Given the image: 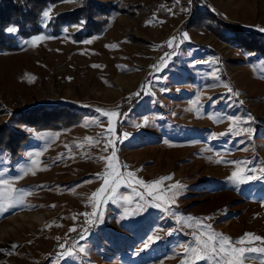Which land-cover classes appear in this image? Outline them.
Masks as SVG:
<instances>
[{
	"label": "rangeland",
	"instance_id": "obj_1",
	"mask_svg": "<svg viewBox=\"0 0 264 264\" xmlns=\"http://www.w3.org/2000/svg\"><path fill=\"white\" fill-rule=\"evenodd\" d=\"M135 1L149 6L112 15L82 42L72 40L81 26L67 24L0 52V128L30 135L16 158L0 149V264H191L197 235L237 247L245 233L264 237V58L181 28L204 10L264 40V0ZM75 6L49 5L40 28ZM37 105L84 119L38 133L9 122ZM237 169L257 178L236 183ZM105 179L116 181L114 198L93 197ZM78 222L86 233L70 243ZM251 255L245 264H259Z\"/></svg>",
	"mask_w": 264,
	"mask_h": 264
},
{
	"label": "trees",
	"instance_id": "obj_2",
	"mask_svg": "<svg viewBox=\"0 0 264 264\" xmlns=\"http://www.w3.org/2000/svg\"><path fill=\"white\" fill-rule=\"evenodd\" d=\"M61 1L64 0H0V52L18 51V39L31 38L43 32L57 36L67 24L81 26V30L72 36V40L82 42L100 34L112 15L132 17L141 13V6H149L135 0H76V6L72 10L58 13L46 24L45 29L40 28L42 12L49 5ZM181 28H203L223 42L264 58V40L260 36L247 33L240 27L226 25L208 11H196ZM9 29L16 30L15 36L8 33ZM126 40L132 42L133 38L127 36ZM3 113L0 105V115ZM83 119V112L69 106L37 105L13 114L9 122L38 133L70 129ZM29 139L28 133L16 132L9 126L0 128V149L8 152L12 158L19 155Z\"/></svg>",
	"mask_w": 264,
	"mask_h": 264
},
{
	"label": "snow or ice",
	"instance_id": "obj_3",
	"mask_svg": "<svg viewBox=\"0 0 264 264\" xmlns=\"http://www.w3.org/2000/svg\"><path fill=\"white\" fill-rule=\"evenodd\" d=\"M178 2V0H177ZM50 9L45 10L43 12V16L45 18H51L50 16ZM15 29H9V31H14ZM264 31V29H260ZM67 31V30H65ZM185 38H187L185 36ZM169 44H172V41H169ZM95 67V66H94ZM238 95V93H236ZM210 99V98H209ZM99 112L100 110L97 109ZM102 115H108V113H101ZM112 115H117L116 113H112ZM122 115V114H120ZM108 124L110 127L107 129L108 133H112L113 129L111 128L112 120L109 117ZM104 135V134H101ZM127 136V134H125ZM108 145H105V149H107ZM115 155V153H113ZM239 164V162H236ZM129 177L132 176V173H128ZM257 177H249L246 175V170L237 169L231 173L230 180L236 183H244L247 179H256ZM168 179V178H164ZM137 183H143V181H137ZM155 183L158 182H154ZM116 181H112V185L109 184L107 179L104 180V187H101L97 192H94L92 195L93 197L98 196L100 193H104L105 196H111L114 198V194L117 192ZM43 187V186H42ZM182 187L177 185L176 186V194L182 192ZM159 207L160 205H156ZM55 207V205H52ZM168 208H165V211H168ZM84 215H87L86 213ZM91 221H89L90 223ZM199 229L201 233L205 227H210L209 225H205L203 222L199 224ZM74 229H70L73 231ZM81 235H83L81 233ZM259 242V243H257ZM196 244L198 247H194L191 249V252L194 256V260L191 264H195L196 261L205 260L208 261L209 264H212V261L215 260L217 264H245L246 261L255 260V256L251 254H258L260 256L259 264H264V237L252 234V233H245L243 237L236 241V245H233L230 238L223 236V234L215 235V234H208L207 238L203 240L201 243V236H196ZM13 248L17 247L16 245L12 246ZM62 251L60 252L61 258H66L67 255H71V252L68 251L67 253L63 251L65 249V245H60ZM188 248H185V254L188 252ZM182 264H189L187 261H182Z\"/></svg>",
	"mask_w": 264,
	"mask_h": 264
},
{
	"label": "built area",
	"instance_id": "obj_4",
	"mask_svg": "<svg viewBox=\"0 0 264 264\" xmlns=\"http://www.w3.org/2000/svg\"><path fill=\"white\" fill-rule=\"evenodd\" d=\"M169 50V43L167 40L163 41V44L161 45V51L160 56L157 57L156 62H159V59L161 56L165 55ZM125 102V100H124ZM81 233L84 235L86 233V225L83 222H78L74 233L71 236L70 243L78 242L83 237Z\"/></svg>",
	"mask_w": 264,
	"mask_h": 264
},
{
	"label": "bare ground",
	"instance_id": "obj_5",
	"mask_svg": "<svg viewBox=\"0 0 264 264\" xmlns=\"http://www.w3.org/2000/svg\"><path fill=\"white\" fill-rule=\"evenodd\" d=\"M34 219H36V220H37V217H34Z\"/></svg>",
	"mask_w": 264,
	"mask_h": 264
}]
</instances>
